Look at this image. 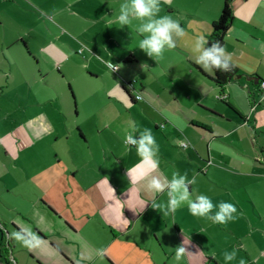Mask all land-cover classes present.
<instances>
[{"label":"crops","instance_id":"0c3cea01","mask_svg":"<svg viewBox=\"0 0 264 264\" xmlns=\"http://www.w3.org/2000/svg\"><path fill=\"white\" fill-rule=\"evenodd\" d=\"M174 1L160 0L161 14L179 19L187 34L153 60L136 48L135 27L118 28L117 9L95 15L109 0H0V195L14 213L0 211V220L15 264H177L183 241L189 253L179 264H225L222 253L233 249L229 264H264V107L254 105L264 82V0H230L222 45L237 75L223 87L191 46L210 33L224 0H184V8ZM94 53L120 68L110 73ZM133 79L140 101L123 88ZM129 120L152 128L169 176L195 175L196 193L232 202L236 218L213 224L186 207L173 218L144 206L166 193L128 177L138 159L123 140ZM62 158L67 174L55 170ZM76 178L85 190L79 205ZM10 224L36 231L41 244L24 247Z\"/></svg>","mask_w":264,"mask_h":264},{"label":"clouds","instance_id":"9594fccd","mask_svg":"<svg viewBox=\"0 0 264 264\" xmlns=\"http://www.w3.org/2000/svg\"><path fill=\"white\" fill-rule=\"evenodd\" d=\"M112 18V15L111 17ZM118 28L128 27L133 21L137 34L136 48L142 50L148 57L160 58L166 50L175 48L176 40L185 36L186 30L181 25L179 19L171 14H161L160 0H121L118 12L114 17ZM208 37L200 34L194 37L191 50L195 56L196 63L205 70L210 68L228 70L233 66L232 56L225 47L218 41H214L210 46ZM103 60V58H101ZM103 63L110 70V73L120 68V64H114L110 59L103 60ZM141 67L149 69L147 63H142ZM124 143L135 149L138 156L137 161L131 167L126 169L128 177L135 181H146L147 188L153 193H166V199L143 200L144 206L147 204L155 210H160L165 217H175L178 209L186 207L189 213L198 218H204L213 224H226L232 221L238 215L236 206L227 200H221L214 203L212 198L205 193H196L192 186L196 184V176L189 177L187 173L180 174L172 171L169 176L161 168V159L159 156V144L153 135L152 128L140 126L134 120H129L127 126L123 129ZM104 182L108 184V177L103 176ZM191 188V190H190ZM114 197V196H113ZM10 236L15 241L27 248H35L41 244L42 238L38 233L30 228L22 230L14 229ZM189 239V237H188ZM184 241L174 248V260L179 264L186 253ZM96 257L99 261L104 260L105 248L97 247L95 249ZM203 254L204 251H201ZM215 255V253H212ZM225 264H229L236 259L237 253L233 249L225 250L222 253ZM77 264H80L77 261ZM239 264H244L243 260Z\"/></svg>","mask_w":264,"mask_h":264},{"label":"trees","instance_id":"16d2710c","mask_svg":"<svg viewBox=\"0 0 264 264\" xmlns=\"http://www.w3.org/2000/svg\"><path fill=\"white\" fill-rule=\"evenodd\" d=\"M232 22V9L230 5V0H224L221 12L216 20H214L211 24L210 33L207 35L208 44L206 46H210L212 42L218 41L220 44L223 43V37L227 29L229 28ZM129 59H126V61ZM212 72V79L216 85L219 87H223L229 81H231L236 75L237 71L234 66L230 65L228 70L210 68ZM125 89V87L123 86ZM126 90V89H125ZM80 137L82 134L78 130ZM7 224L0 220V257L3 259L5 264H15V259L13 257V245L11 243V239L7 234ZM10 226L16 230L15 225L10 224Z\"/></svg>","mask_w":264,"mask_h":264},{"label":"rangeland","instance_id":"374dc122","mask_svg":"<svg viewBox=\"0 0 264 264\" xmlns=\"http://www.w3.org/2000/svg\"><path fill=\"white\" fill-rule=\"evenodd\" d=\"M109 7H105L104 9H100V8H97L96 10H95V15H97V16H100V14H101V12H102V16L104 15L103 13H105V11L106 10H108L109 12H110V9L109 8H114V9H119V4H120V2H121V0H109ZM174 4H179L180 6H183V8H184V0H175L174 1ZM138 22L137 21H133L132 22V24H130L128 27H123L124 29H127V28H133V27H135V25L137 24ZM47 35V34H46ZM47 38V36H45V39ZM95 54V56H98V58H102V57H99V55H97L96 53H94ZM97 58V57H96ZM75 82H76V84H80V79H79V77H78V75H76L75 76ZM67 83H66V85H65V88H66V90H67ZM71 89H72V86H71ZM82 90V89H81ZM68 92H69V96L71 97V93H73L74 94V91H73V89H72V92H70L69 91V89H68ZM74 97H75V94H74ZM71 99H72V97H71ZM75 99V98H74ZM76 107H77V103L75 102V100H73L72 99V109H73V111H72V116L74 117V114H75V112H74V109H76ZM77 112V111H76ZM73 117H72V119H73ZM77 120H78V118H77ZM77 120H76V122H77ZM23 129H25L26 130V128L25 127H23ZM16 131H17V128L15 129ZM22 130V129H21ZM24 131V130H23ZM77 134V136L79 137V135H78V132L76 133ZM11 136L12 137H14L15 136V132H12L11 133ZM56 146H52V147H49V150H48V152H49V154L52 156L53 155V153H54V151L56 150V148H55ZM80 149V145L79 144H77V146H76V148H75V151H77L78 152V150ZM70 154V153H69ZM67 160H68V158H62L60 161H59V163L58 164H56V168L57 169H55V170H57V171H60L61 173L63 172V173H65L66 172V166H67ZM55 163H57V160H55ZM68 163H71V161L69 160L68 161ZM66 174H67V172H66ZM67 177V180H66V182H65V184L66 185H69V176H66ZM70 183H72L71 185H72V190H76L75 191V195H74V197H75V199L78 201V205H79V201H81L83 198H84V194H85V190H84V188H83V185H81V183H80V181H79V179L78 178H76L74 181H70ZM2 192L0 191V194H1ZM1 196V195H0ZM5 199H4V197H0V211L3 213V214H5V215H7V216H13L14 215V213L12 212V210L9 208V207H7V205H6V203H5V201H4ZM81 205H82V203H81ZM80 207H83V205L82 206H77V209L79 210V208Z\"/></svg>","mask_w":264,"mask_h":264},{"label":"built area","instance_id":"2783aa9c","mask_svg":"<svg viewBox=\"0 0 264 264\" xmlns=\"http://www.w3.org/2000/svg\"><path fill=\"white\" fill-rule=\"evenodd\" d=\"M118 69H116L113 72H117ZM123 86L125 89L133 93V99L135 101H140L142 99V96L139 94V92L136 90L137 89V81L136 80H131V81H124ZM218 99L224 100V97L222 95L218 96ZM254 105H262L264 107V82L260 83V91H259V99ZM181 148H186L188 146V143L183 142L180 144Z\"/></svg>","mask_w":264,"mask_h":264},{"label":"water","instance_id":"95a60500","mask_svg":"<svg viewBox=\"0 0 264 264\" xmlns=\"http://www.w3.org/2000/svg\"><path fill=\"white\" fill-rule=\"evenodd\" d=\"M7 234H8V232H7Z\"/></svg>","mask_w":264,"mask_h":264}]
</instances>
